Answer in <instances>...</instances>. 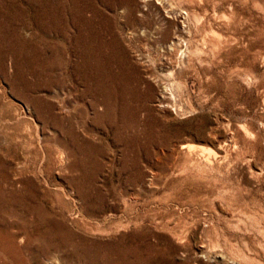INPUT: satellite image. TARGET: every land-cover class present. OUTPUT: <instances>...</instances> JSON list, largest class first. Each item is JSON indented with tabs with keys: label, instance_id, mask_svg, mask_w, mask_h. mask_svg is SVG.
<instances>
[{
	"label": "rangeland",
	"instance_id": "374dc122",
	"mask_svg": "<svg viewBox=\"0 0 264 264\" xmlns=\"http://www.w3.org/2000/svg\"><path fill=\"white\" fill-rule=\"evenodd\" d=\"M0 264H264V0H0Z\"/></svg>",
	"mask_w": 264,
	"mask_h": 264
},
{
	"label": "bare ground",
	"instance_id": "6f19581e",
	"mask_svg": "<svg viewBox=\"0 0 264 264\" xmlns=\"http://www.w3.org/2000/svg\"><path fill=\"white\" fill-rule=\"evenodd\" d=\"M209 32V31H208ZM217 36H215V38H216ZM210 40V39H209ZM215 42V41H214ZM218 42V41H217ZM215 45V44H214ZM216 46V45H215ZM212 48H215L214 46L212 47ZM15 230V229H14ZM24 235V234H23ZM24 236H26V235H24ZM18 238V237H17ZM13 241V240H12ZM20 245V244H19ZM16 255H18V254H16Z\"/></svg>",
	"mask_w": 264,
	"mask_h": 264
}]
</instances>
